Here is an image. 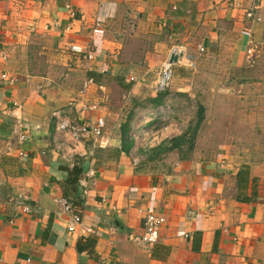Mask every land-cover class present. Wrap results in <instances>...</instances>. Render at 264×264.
<instances>
[{
    "label": "crops",
    "instance_id": "crops-1",
    "mask_svg": "<svg viewBox=\"0 0 264 264\" xmlns=\"http://www.w3.org/2000/svg\"><path fill=\"white\" fill-rule=\"evenodd\" d=\"M96 23L103 34H94ZM34 39L48 57L73 45L93 53L85 60L70 50L84 74L74 95L69 79L53 85L26 72ZM175 46L198 71L203 63L214 69L215 85L245 87L243 124L264 119V0H0V264H264V177L247 153L210 139L187 155V144L158 153L184 132L151 131L147 142L134 127L123 151L129 114L150 122V109L165 108L152 105L158 93L150 86ZM134 63L140 78L129 73ZM126 71L136 81L121 77ZM94 74L97 83H88ZM175 75L190 76L187 69ZM124 99L133 105L128 114ZM74 100L83 119L106 121L103 146L90 159L82 158L89 142L56 130L53 113ZM85 101L98 110L81 112ZM244 167L250 182L240 189ZM151 210L167 222L146 246L135 237ZM74 214L82 224L70 231Z\"/></svg>",
    "mask_w": 264,
    "mask_h": 264
},
{
    "label": "rangeland",
    "instance_id": "rangeland-1",
    "mask_svg": "<svg viewBox=\"0 0 264 264\" xmlns=\"http://www.w3.org/2000/svg\"><path fill=\"white\" fill-rule=\"evenodd\" d=\"M35 39L32 40L34 44L26 51V58L30 66L26 72L31 75H46L50 77V81L53 85L63 86V83L66 85L69 79L71 83L68 85V90L71 91L70 93L73 92L72 95H74V92L80 88L81 78L84 76L80 71L82 68L78 69L77 67H73L74 61H77L75 55L70 50H64L65 52L62 53L59 48L57 49L58 52L54 55H50V57L39 54L38 47H35ZM186 57L189 56L186 55ZM189 61V58H185L181 64L175 66V74L177 69H187L190 76L187 79L181 80V78L174 75L172 86L170 90L166 92L167 95L164 100L166 103L163 112L157 114V116H151L149 113H151L153 109H150L151 112H148V115L151 116L149 117L151 119L150 122H141V119L138 121L137 117H135L133 127L139 131L136 135H138L139 139L142 140L144 138L149 142L155 137L154 135H156L152 134L151 131H160L165 133L164 135H168L169 131L175 133L176 131L180 132V130H182L184 133L188 134L186 139L187 146L183 151L185 155L191 153L192 149L188 148L193 145L194 148L199 140L204 142L210 139L219 144L230 142L232 146L237 148L235 151L236 153L244 151L249 155L250 162L256 161V163H259L256 168L264 177V119L252 118L250 119V125L243 124L240 96L244 94L245 87L242 88L239 85H229L223 81L224 79L219 80L222 81V83L217 86L215 83L218 80L214 77L217 73L214 69L210 70L208 65L203 63L201 70L198 71ZM134 64V68L131 72L126 71L124 75L121 76L126 81H129L131 78L130 76L129 78L125 77V75L128 74L127 72L134 74L133 76L136 78L142 77L141 75L143 73L139 64ZM76 70H79V72ZM160 71L161 70L155 71L154 76H159ZM236 76L241 77L240 72L234 77ZM243 76L245 75L243 74ZM158 78L159 77H157L156 80H158ZM154 80L152 79L150 82ZM150 88L151 93H156L155 85H151ZM121 93H123V91H121ZM116 100H118V97H116ZM126 101L127 100L124 99V105L122 106L127 105ZM117 104L120 105L118 101ZM251 105L252 107H256L255 103ZM261 105L264 107V102H262ZM132 106L131 103L124 107V109H126L125 114L127 111L130 112L133 109ZM201 106L205 108V118L201 125L197 127L199 108ZM135 113L137 116L138 111H135ZM228 128L232 130V132H226ZM202 152H212V150H204Z\"/></svg>",
    "mask_w": 264,
    "mask_h": 264
},
{
    "label": "built area",
    "instance_id": "built-area-1",
    "mask_svg": "<svg viewBox=\"0 0 264 264\" xmlns=\"http://www.w3.org/2000/svg\"><path fill=\"white\" fill-rule=\"evenodd\" d=\"M94 34H103L104 30L102 29V26L100 23H96V28L94 29ZM181 46H175L173 47L172 55H175L178 57L177 63H171L170 58L166 60L161 67V71L159 74V78L157 80V83L155 85V91L158 94L166 93L170 90L174 75H175V66L178 64H181L182 58L186 56L185 50ZM70 50L76 54L84 55L85 60H91L93 59L94 55L90 51V49H87L85 47L79 46V45H73L70 47ZM203 51V49L201 50ZM171 55V56H172ZM189 58V57H186ZM3 59L6 60V56L3 55ZM6 75H3V78H6ZM131 81H136L135 77L130 78ZM88 83H93V80H90ZM87 87V84L85 85V89ZM85 95V94H84ZM77 101H70L68 104V107L63 110H58L53 113V118L55 120L56 130L61 133H67L71 135V137L80 144L89 142L91 144L92 149L89 153H85L82 155V158H91L93 156V153L96 149L103 146V139L105 137V130H106V121L104 118H98L95 121L92 119H83L80 117V114L76 110V103ZM99 105L94 103H88L84 102L83 106L81 108L82 111L87 112H93L98 110ZM151 112V111H150ZM158 113L152 111L150 113L151 116H157ZM22 126L21 124L18 126ZM26 139H29L28 135L22 134L20 135V140L24 141ZM21 156L27 157L28 155L26 153H21ZM88 177L94 176V172L90 171L87 172ZM85 184V183H83ZM65 208L68 211H72L73 207L71 203L66 202ZM167 219L166 216L162 213L151 210L148 211L145 218H144V230L143 233L137 237H135V240L143 245H153L158 242L159 235L162 227L166 224ZM82 224V218L79 214H74L72 217V224L69 227L70 231H74L76 229L77 225ZM91 230L87 229L84 230L83 233L87 234L90 233Z\"/></svg>",
    "mask_w": 264,
    "mask_h": 264
},
{
    "label": "trees",
    "instance_id": "trees-1",
    "mask_svg": "<svg viewBox=\"0 0 264 264\" xmlns=\"http://www.w3.org/2000/svg\"><path fill=\"white\" fill-rule=\"evenodd\" d=\"M91 79H93V81L97 83L96 74L92 75ZM166 95H167V93L158 94L157 97H155L151 100L152 105L154 107H159V106L163 105ZM204 112H205V108L203 106H201L199 108L197 127H199L201 125V123L204 121V118H205ZM135 117H136V113H135V111H132L129 114L126 122L122 125V136H123L124 140H126V146L124 145V147H123L124 152L129 151L128 145H130L131 142H129L127 144V140H129L130 133L133 130V123H134ZM187 136H188V134L184 133L180 137H175V138L169 139L166 143H162L159 147H157L155 149V151H157L158 153H167V152L173 151L175 149L181 148L182 145L186 144ZM77 168L75 167L73 171L78 174L81 171H80V169H77ZM249 182H250V170H249V168L244 167L238 173V186L240 189H246Z\"/></svg>",
    "mask_w": 264,
    "mask_h": 264
},
{
    "label": "water",
    "instance_id": "water-1",
    "mask_svg": "<svg viewBox=\"0 0 264 264\" xmlns=\"http://www.w3.org/2000/svg\"><path fill=\"white\" fill-rule=\"evenodd\" d=\"M170 62L171 63H177L178 62V57L175 56V55H172L171 58H170Z\"/></svg>",
    "mask_w": 264,
    "mask_h": 264
},
{
    "label": "bare ground",
    "instance_id": "bare-ground-1",
    "mask_svg": "<svg viewBox=\"0 0 264 264\" xmlns=\"http://www.w3.org/2000/svg\"><path fill=\"white\" fill-rule=\"evenodd\" d=\"M185 58H186V56H184V57L182 58V61L185 60Z\"/></svg>",
    "mask_w": 264,
    "mask_h": 264
}]
</instances>
